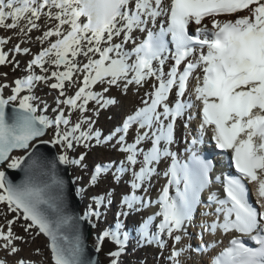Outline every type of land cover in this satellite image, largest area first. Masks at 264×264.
Here are the masks:
<instances>
[{"label":"snow or ice","instance_id":"1","mask_svg":"<svg viewBox=\"0 0 264 264\" xmlns=\"http://www.w3.org/2000/svg\"><path fill=\"white\" fill-rule=\"evenodd\" d=\"M41 19L52 24L38 37L48 47L29 61L28 73L14 81L11 95H0V204L7 209L0 213L5 216V223L0 224V250L16 255L21 250L17 242H27L13 230L22 219L26 234L47 238L52 264H96L85 258L80 226L90 216L101 215L104 198L94 197L97 207L90 206L84 216L73 215L57 166L83 164L85 153L78 159L67 154L74 142L87 148L92 139L99 145L118 136L119 150L126 155L113 175L117 180L126 172L132 176L131 191L121 200L127 211L118 216H129L138 210L137 205L155 203L159 208L135 229L138 245L155 243L163 249V237H169L174 244L168 264H264V0H0V27H19L25 33V29H39ZM4 42L0 39V44ZM15 51L29 50L17 45ZM81 56L87 62L77 59ZM169 60L172 63L165 72ZM6 63L7 55L0 50V65ZM76 73H82V79ZM193 78L196 83L187 94ZM149 80L154 83L143 106L107 137L102 138L99 130L93 132L94 122L86 116L71 124L61 107L85 113L92 100L107 107L118 101L94 92L96 84L119 87L123 81L126 93L129 85L142 86ZM41 83L58 90L54 118L37 115L31 92ZM74 86L75 94L68 95ZM173 92L175 99L170 100ZM193 108L199 119L197 135L182 161L170 146L175 143L177 121H183L187 129ZM84 123L87 131L82 130ZM134 125L136 136L128 143L126 136ZM50 129H54L53 138L43 140ZM206 135L235 174L222 172L215 177L223 196L209 194L208 203L215 207L204 215L215 218L201 225V237L207 232L214 239L193 247L182 243L185 225L192 221L201 194L213 184L215 167L200 151ZM145 141L151 143L147 150L139 147ZM41 144L58 145L64 151L49 158L37 151ZM16 150L23 155H12ZM161 161H170L164 172L167 183L156 201H146L137 191H148L145 185ZM112 167L113 163L96 164L90 182L95 184ZM7 170H19L23 177L13 182ZM249 184L255 188L254 200ZM7 213L18 215L7 219ZM156 217L160 220L153 231ZM218 233L230 239L204 261L208 248L222 244L215 239ZM129 238L117 218L114 226L97 237L96 251L103 240H111L116 249L109 253L110 264H120ZM0 264L7 261L0 259ZM15 264L35 262L20 258Z\"/></svg>","mask_w":264,"mask_h":264},{"label":"rangeland","instance_id":"2","mask_svg":"<svg viewBox=\"0 0 264 264\" xmlns=\"http://www.w3.org/2000/svg\"><path fill=\"white\" fill-rule=\"evenodd\" d=\"M7 22L10 23L9 21H7ZM12 30H14V29H7L4 27H0V36H4V33H3L4 31L5 32L11 31V33H9L7 35L8 38H10V34L18 36V34H16V31L14 30L12 32ZM16 30H18V29L16 28ZM21 35H22V33H21ZM38 37H41V36L35 35L30 40H26L27 41L26 43H28L30 45L29 46L28 44H26V46L27 45L28 46L27 47L25 46V48H27L29 50L27 53H25V52H13L12 47L14 45H13V43H11L8 40H4L5 42L3 44H0V50H2L7 55V60L9 61V63H6L4 65H0V86H4V87H2V89H0V95H3V97H8L9 95H11V88L14 84V83H12V78H14V81H15L16 79L22 78L23 75H26L28 73V69H27L28 60H30L32 58V55L34 53H37L39 51L40 45L42 46V44L44 43V42L41 43V41L38 39ZM6 41H8V42H6ZM9 51H10V53H8ZM37 70H39V68ZM5 73H6V76L4 75ZM9 77L11 78L10 80L8 79ZM53 82H55V81H53ZM151 86H152V82L150 80L142 86L129 85L128 90L125 93L123 91V81H122L119 87H117V86L109 87L107 84H99L98 83L93 87L92 90L94 92H101V94H107V97H113L114 95H117L118 97L121 98L122 102L129 101V102L135 104V106L137 107V106L142 104L143 100L147 99L146 93H148L152 90ZM74 87H72L70 89L72 90ZM104 88H108V91L104 92L103 91ZM40 91L41 92H39L38 90L34 93L32 92L31 95H33L35 97V99L37 98L36 95H38L39 93H41V94H39V96H43L44 90L41 89ZM39 98L42 99L41 97H39ZM49 102H50L49 104L51 107L49 110V114L54 115V117H55L57 115V113L54 112L53 110L57 108V103L55 100H51ZM88 104L95 106V108L93 109V111H91L87 107V111L85 113H81L79 110L69 111L68 108L66 106H63V105H61V107L64 108L65 115L73 116V118L71 120V124H75L78 121H80L82 116H86L90 119L92 116L101 117L100 112L104 111L105 107H100L98 105V103L95 104L92 101H89ZM117 109H121L120 105ZM109 110H112V108L109 107L107 109V112ZM63 127L64 126L62 125L61 126L62 130H63ZM88 127L89 126L87 123L82 124V130L87 131ZM77 135H78V133H77ZM53 136H54V129H50L49 133L42 138H45L47 140H51L53 138ZM57 150H58L59 154L62 151H64V149H62L58 145H57ZM22 153H23L22 151H15L12 155L19 156ZM78 153H79V149H78L77 145H76L75 150L67 149V154H68L69 158L77 156ZM113 184L115 185L113 192H115L119 185H118V182H115V180H113ZM4 212H7L6 206L3 204H0V213H4ZM17 215H18V213H7V219H13V217L17 216ZM3 223H5V216L0 215V224H3ZM23 223H24V221L22 219L18 220L13 225V230L18 235L24 236L25 240L27 242L26 243L17 242V244L21 250L16 255H8L3 250H0V259L6 260L7 264H15V262L18 258L31 257V259H33V260L40 261V264H52L51 259H50V253H49V250L47 247V240L42 235L36 236L33 239L32 236L34 235V233L26 234L24 232L22 226H21V225H23ZM105 243H106L105 246H104V243L102 244L103 245V253L101 255V259H102L104 264H110V261L112 258L110 257L109 253L111 251H114L116 249V246L114 245L113 242L109 241L108 239ZM37 249L40 250L39 254H37V252H36ZM157 253L159 254L158 255V261L167 260V256H166L167 254H165L163 251H158ZM153 259H155V257H153Z\"/></svg>","mask_w":264,"mask_h":264},{"label":"water","instance_id":"3","mask_svg":"<svg viewBox=\"0 0 264 264\" xmlns=\"http://www.w3.org/2000/svg\"><path fill=\"white\" fill-rule=\"evenodd\" d=\"M42 139L47 140L45 138ZM37 151L41 154L48 156L49 158H54L59 155L57 151V147L56 146L53 147L51 144H41L38 146ZM21 155H23V153ZM0 168H3V166L0 165ZM7 171L9 178L12 179L13 182H18L23 177V173L20 172L19 170H7ZM57 173L59 177L63 179V181L65 182L64 193H65V200L68 210L75 216L78 217L84 216L81 211V205H82L81 195L78 192L77 186L72 178L70 164L68 165L58 164ZM80 228H81L83 243L85 245V258L96 262V264H104L101 260L100 250L99 252H97L96 246L92 242V237H93L92 223L89 220L81 221ZM44 238L47 240L46 237Z\"/></svg>","mask_w":264,"mask_h":264},{"label":"bare ground","instance_id":"4","mask_svg":"<svg viewBox=\"0 0 264 264\" xmlns=\"http://www.w3.org/2000/svg\"><path fill=\"white\" fill-rule=\"evenodd\" d=\"M10 23H11V20H10ZM24 21H21V27H23L24 26ZM38 23L40 24V27H39V29H33V30H31L30 32H28L27 31V29H25V33H22V35H21V33H20V28L18 27L17 29L18 30H16V28L14 29V30H16V34L18 33L19 34V37H18V39L16 38V35H13V34H10V38H8L7 37V35L9 34V33H11V31H8V32H3L4 33V36H2L3 37V39L4 40H8V41H10V42H13V43H15L16 44V46L17 45H19L20 46V48L21 49H23L25 46H26V40H30L32 37H34L35 35H38V36H43V33L48 29V28H50V27H52V24L51 23H48L46 20H44V19H41L40 21H38ZM2 30V29H1ZM50 40H52V41H54L56 38L55 37H50L49 38ZM117 43L119 42V40H117L116 41ZM41 46V45H40ZM45 47H48V42L47 41H45L44 42V44H43V46H41V49L42 48H45ZM79 61H81V62H87L85 59H84V57H78L77 58ZM47 66V65H46ZM49 67H51V66H49ZM62 70V69H61ZM38 72H37V74H42L41 72H40V69L39 70H37ZM49 75H50V73H49ZM77 77H79L80 79H82V73H76L75 74ZM5 77V76H4ZM10 79V78H9ZM151 82H154V80H150ZM53 82V81H52ZM50 91H51V95H50V97L49 98H52V97H54L55 95H58V90H52V89H50ZM72 91L70 90V89H68V95H74L73 93H71ZM45 99H47L46 97H45ZM124 100V99H123ZM127 100V99H126ZM125 100V101H126ZM122 104L123 105H121L120 106V111L121 112H119V113H122V112H124V115H127V114H129L132 110H134L135 109V107H132L131 105V102H129V101H127V102H122ZM123 115V116H124ZM136 126L134 125L133 126V128H135ZM136 130V129H135ZM136 132V131H135ZM143 145H144V143H142L139 147H141V148H143ZM147 149H148V147H147ZM163 172V171H162ZM163 178L161 177V176H159V174L157 175V170H156V174L155 175H153V177H152V179H151V181H150V184H146L145 185V187L148 189V191L152 188V186H154V185H156L157 183H163ZM147 191V192H148ZM141 192H143L144 194H143V196H144V198H145V200H147V198L149 197L148 196V194H147V192L145 193L143 190H141ZM148 196V197H147ZM138 207H139V205H138ZM137 207V211H135V214L133 215L134 217H137V216H139L140 214H142V213H144L145 211V208H144V210L142 209L141 210V208L139 207L138 208ZM146 209H149V210H153V207L152 206H148ZM133 217L131 216V218H130V220L129 221H133V219H135V218H133ZM165 241H166V247L165 248H163V249H161V248H159L158 246H155L154 244H147L145 247H143V249H145V250H147V251H153V250H157V251H161V250H163V252L165 251V252H167L166 254V256H167V258H168V256H169V254H170V251H171V248H172V246H173V244H174V241L172 240V239H170L169 237H166V239H165ZM188 242L189 241H187V240H185L184 238H183V241H182V243L183 244H188ZM144 246V245H143ZM177 246H179V245H177ZM129 252V251H128ZM29 261H31V260H29ZM34 261V260H33ZM168 261V260H167ZM35 263H37L36 261H34ZM39 263V262H38Z\"/></svg>","mask_w":264,"mask_h":264}]
</instances>
